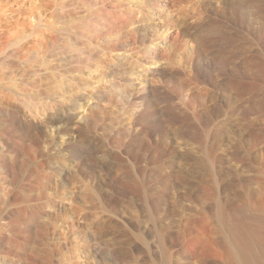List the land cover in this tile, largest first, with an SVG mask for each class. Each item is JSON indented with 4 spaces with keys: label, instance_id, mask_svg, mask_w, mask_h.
Listing matches in <instances>:
<instances>
[{
    "label": "rangeland",
    "instance_id": "obj_1",
    "mask_svg": "<svg viewBox=\"0 0 264 264\" xmlns=\"http://www.w3.org/2000/svg\"><path fill=\"white\" fill-rule=\"evenodd\" d=\"M199 1L0 0V264H164L161 233L197 228L200 213L223 202L226 110L209 104L201 117L193 109L200 137L165 152L152 140V154L129 133L130 109L120 101L164 65L190 75L192 45L178 47L169 35L200 9L215 12ZM90 112L98 123L85 132L53 123L69 113L81 123ZM31 134L33 146L16 138ZM84 146L93 154L79 169ZM165 171L178 189L158 183Z\"/></svg>",
    "mask_w": 264,
    "mask_h": 264
},
{
    "label": "bare ground",
    "instance_id": "obj_2",
    "mask_svg": "<svg viewBox=\"0 0 264 264\" xmlns=\"http://www.w3.org/2000/svg\"><path fill=\"white\" fill-rule=\"evenodd\" d=\"M202 4H212L215 12L210 15L200 9L198 15L181 21L169 35L178 47L192 45L190 75L187 76L183 68L164 65L151 75L152 80L154 77L160 80L146 79L142 82L145 87L131 91L127 97L123 94L120 101L130 109L129 133L143 137L152 154L157 149L152 140H157V147L162 148L158 149L165 152L168 146L187 147L200 137L196 130L200 117L196 122L193 120L196 119L194 110L201 117L210 114L209 104L226 110L228 193L216 209L200 213L197 228H181L177 234L161 233L158 244L167 256L164 264H175L169 253L172 250L188 264L193 261L198 264H264V0H204ZM192 8L194 11L195 6ZM123 25L126 24L116 25L117 31ZM159 40L160 35L153 44ZM158 50L157 45L152 47L151 57L155 59ZM189 86L201 90L199 97L189 94ZM94 118L90 112L77 123L76 117L69 113L53 119V123L62 127L76 124L81 133L97 125L98 120ZM33 125L32 121L27 124L29 128ZM67 131L58 128V133ZM209 134L217 137L221 130ZM34 135L16 138L35 145ZM71 142L72 146H77ZM254 147L259 149L249 154L247 148ZM83 148L85 150V146ZM86 148L87 156L78 158L74 164L79 169L93 154L91 148ZM71 169L67 171L69 176L75 173ZM156 180L174 190L182 184L168 171L157 173ZM206 215L212 224L207 223ZM215 231L218 236H214Z\"/></svg>",
    "mask_w": 264,
    "mask_h": 264
}]
</instances>
